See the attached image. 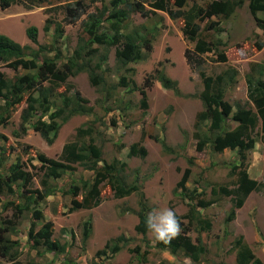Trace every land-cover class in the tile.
Masks as SVG:
<instances>
[{
	"label": "rangeland",
	"instance_id": "1",
	"mask_svg": "<svg viewBox=\"0 0 264 264\" xmlns=\"http://www.w3.org/2000/svg\"><path fill=\"white\" fill-rule=\"evenodd\" d=\"M74 1L13 0L7 8L0 6V33L25 46L29 58L37 54L41 60L44 56L53 57L60 52L63 60H67L80 46L89 44L98 52L87 56V59L92 58L93 64L102 59V69L98 71L105 77V82L96 86L90 81L88 72H81L69 78L72 89L71 85L56 87L58 104L64 96L74 98L75 91H80L88 100V105L93 106V112L75 114L67 121L59 119L62 125L52 144L32 127L23 131L22 111L27 107L25 101L5 112V102L0 100V134L3 136L1 144L5 157L0 178L2 173L9 172L12 164L21 162L34 176L33 184L28 188L42 189L41 179L46 170L37 154L44 153L50 158L60 159L66 143H88L94 139L102 148L104 161L100 165L116 160L126 163L121 175L128 184L136 180L139 182L147 198L149 212L165 207L173 209L181 228H192L190 233L194 239L201 235L206 252L200 260L193 261L183 253L174 255L169 250L157 247L150 232L143 235L136 230L139 195L133 193L123 198L116 197L106 182L101 186L102 202L98 206L71 211L73 196L70 188L94 176L93 171L76 163L74 170L67 171L58 179H49L48 183L55 188V192L38 204L33 203L28 211L19 212L15 204L7 208L9 201L16 204L24 202L21 185L14 187L15 193H9L7 188L0 191V224L15 227L12 238L22 244L20 259L24 263L34 261L39 264H154L160 261L185 264L186 260L190 264H238L236 243L242 237L243 243L264 262V136L259 128L255 130L257 141L250 151L248 168L249 175L258 180L262 187L249 194L244 205L236 210L235 218L227 224L226 217L233 207L234 195L213 194V188L220 185L233 188L237 185V176L231 170L239 160L236 151L229 148L221 153L213 151L211 146L201 151L197 149L195 121L204 107L200 98L204 84L199 71L193 69L185 57L186 49L193 51L194 43L185 39L183 20L172 19L161 10L148 17L132 13L124 32L147 36L152 41V50L143 49L145 56L142 60L122 67L116 57L117 46L91 43L87 32L89 14L101 16L106 7L110 8L111 0H86V13L77 21L70 22L65 6ZM145 1L150 8V1L153 0ZM210 1L188 0L185 8L189 9L194 4L204 6ZM249 1L245 0L244 5L228 20H220L216 16L211 18L219 20L224 28L218 36L227 43L228 61H216L217 54L214 52L203 56L208 75L215 76L229 68L237 71L234 83L226 86L225 98L233 105L253 106L248 98L246 74L253 63L264 64V46L260 48L257 45L264 43V28L257 19H263L264 14L258 13L256 18L250 11ZM107 16L108 12L101 17V32L110 26ZM207 23L206 19L202 26ZM58 24L64 30L63 36L56 40ZM30 26L38 28L37 43L28 37L27 29ZM104 56L106 60H103ZM157 68L164 69L179 82L180 95L161 85L155 75ZM0 71L10 80L17 75L35 72L22 68L14 70L5 63L0 64ZM122 76L127 86L120 83ZM147 78L152 80L149 87L145 84ZM134 84L146 90V106L143 105V95L139 89H134ZM73 98L71 104L75 101ZM45 119L48 120L47 117ZM230 125L235 127L236 123L231 122ZM80 128H91V134H79ZM160 140H164L172 150H166ZM135 143L145 146L146 156L129 155ZM187 168L191 169V174L186 184L187 190L184 191L178 184ZM202 198L214 201L208 207L198 208L197 214L212 224L210 229L205 230L191 214L192 204L195 205ZM36 209L43 212L42 219L33 214ZM88 219L92 221V231L85 242L83 224ZM47 221L54 223L53 239L65 247L63 252H47L43 248L33 247L29 239L30 228L35 224V228L39 229ZM122 235L126 239H117ZM113 240L116 243H112ZM103 249L105 253L97 255ZM145 252L147 261L143 259ZM0 262L7 264L1 256Z\"/></svg>",
	"mask_w": 264,
	"mask_h": 264
},
{
	"label": "trees",
	"instance_id": "2",
	"mask_svg": "<svg viewBox=\"0 0 264 264\" xmlns=\"http://www.w3.org/2000/svg\"><path fill=\"white\" fill-rule=\"evenodd\" d=\"M86 0H75L67 3L65 6L66 15L70 22H75L86 13ZM13 0H0V6L7 8ZM145 0H111L110 8L106 7L101 16L95 13L89 14L90 22L86 23L87 32L90 35L89 42L98 43L100 45L117 46L116 57L119 64L124 67L131 62H139L144 58L143 49L152 50V41L147 36H140L138 33H125L124 28L126 22L132 13H140L144 17H148L157 10L165 11L172 19L183 20V34L185 39L194 43L193 51L186 49L185 57L187 62L193 69L199 71V75L203 81L204 89L200 94L203 102V109L198 112L195 121L194 136L197 139V149L203 150L206 146H211L212 150L218 153L229 148L236 151L239 163H235L231 170L233 175L237 176V185L229 188L220 185L213 188V194L223 193L233 196V207L231 208L226 223L229 224L236 216V210L241 208L247 197L254 190H259L262 184L258 180L249 175V155L254 149L256 138L255 130L260 129L264 136V64L253 63L250 71L246 74L248 84V98L253 106H244L240 104L233 105L225 96L228 85H232L236 80L237 71L229 68L217 75H208L204 69V55L214 52L217 54L216 61L227 62L228 54L226 50L227 43L218 36L224 28L219 20H211L216 16L220 20L230 19L236 10L242 7L245 0H212L206 5L194 4L186 9L188 0H153L150 1V8L145 5ZM249 8L251 13L257 18L258 13L264 14V0H250ZM108 12L107 19L110 26L107 30L101 32V17ZM208 20L205 26H202L204 20ZM258 19V23L264 28V18ZM49 21V20H48ZM49 25V24H48ZM63 27L61 24L56 26V40L63 36ZM208 32V35H205ZM213 33L212 34H210ZM28 37L35 43L38 42V28L30 26L27 29ZM258 47L264 46L263 42H259ZM88 49V50H86ZM98 52L97 48H93L89 44L80 46L67 60L57 52L55 56H44L39 60V55L29 58L26 55V47L13 39L12 37L0 33V64L5 63L14 70L19 68L31 70L17 75L10 80L0 71V100L5 102V112L16 108L24 101L27 107L22 111V129L27 131L28 127H32L38 131L44 139L52 144L61 128L62 123L59 119L67 121L75 114H91L93 106L88 105V100L84 98L80 91H75V101L72 98L64 96L60 104L57 103L56 87L62 85H73L68 83L69 78L78 75L81 72H88L90 81L93 85L99 86L105 82L104 74L98 70L102 69V59L93 64L92 58L87 59ZM107 57L104 56L103 60ZM156 79L161 85L180 95L181 90L179 82L169 76L164 69H156ZM48 83V84H47ZM122 85L127 86L124 76H122ZM146 87L152 85V80L147 78ZM134 89H139L143 95V105L146 106L147 92L140 89L134 84ZM73 98V99H74ZM45 117L48 118L45 119ZM34 120L30 122L32 119ZM231 122L236 123L233 127ZM92 129H79V134H91ZM2 135L0 134V169L4 166V149L1 144ZM159 140V138H158ZM163 147L171 151L172 148L166 144L164 140H160ZM102 148L94 139L90 142L72 141L65 144L60 159H54L46 156L44 153L37 154L39 161L45 168L44 177L41 179L42 189L32 190L28 185L33 184V174L22 166L21 162L12 164L8 173H2L0 178V191L7 188L9 193H15L14 187L21 185L24 189L22 197L24 202L15 203L9 201L7 208L16 205L19 212L30 210L33 203H39L49 195L55 192V188L49 185V179H58L69 170H74V164L79 163L85 169L94 172L93 179L82 181L81 185H73L70 193L73 196L70 210L91 209L98 206L102 202V184L106 182L110 185L116 197H126L133 193H137L140 197L139 222L136 230L145 235L149 231L146 228L145 220L150 211L144 191L136 180L132 184H128L121 175L122 169L126 167V163L118 160L107 163L102 166L100 162L103 160ZM130 156H146L147 149L145 146L135 143L129 151ZM191 169L187 168L183 174L178 187L187 190V181L190 177ZM32 193L34 195H28ZM213 200L200 199L195 205L192 204L191 214L193 218H197L201 229H210L211 221L200 217L199 207H208L213 204ZM33 214L36 218L42 219L44 214L41 210H34ZM192 221V220H191ZM189 226L182 227V231L178 238L173 239L170 245H164L156 242V246L162 250H169L174 255L183 253L186 257L193 261H198L201 255L206 252L201 235L195 239L191 236ZM92 231V221L88 219L83 224V240L86 242ZM16 232L15 227L10 224H0V256L4 258L7 264H39L34 261L24 263L21 259V242L12 238V234ZM54 223L47 221L44 225L36 229L35 224L29 231V239L33 242L34 248H43L47 252L60 253L65 247L59 241L53 239ZM119 240L126 239L123 235L117 238ZM112 243H116L115 240ZM237 263L238 264H264V262L255 255L251 248L243 243L241 237L237 241ZM109 244L106 245V248ZM120 248V247H119ZM105 253V249L99 250L97 255ZM144 261H147V252L143 255ZM0 264H4L0 262ZM154 264H169L166 261H160Z\"/></svg>",
	"mask_w": 264,
	"mask_h": 264
},
{
	"label": "clouds",
	"instance_id": "3",
	"mask_svg": "<svg viewBox=\"0 0 264 264\" xmlns=\"http://www.w3.org/2000/svg\"><path fill=\"white\" fill-rule=\"evenodd\" d=\"M145 225L151 233L152 239L164 245H170L182 231L176 212L167 207L149 212ZM185 264H190V262L186 260Z\"/></svg>",
	"mask_w": 264,
	"mask_h": 264
}]
</instances>
